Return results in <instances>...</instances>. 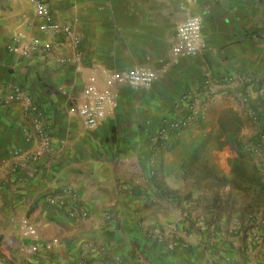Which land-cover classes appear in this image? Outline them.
Listing matches in <instances>:
<instances>
[{
	"label": "crops",
	"instance_id": "0c3cea01",
	"mask_svg": "<svg viewBox=\"0 0 264 264\" xmlns=\"http://www.w3.org/2000/svg\"><path fill=\"white\" fill-rule=\"evenodd\" d=\"M48 4L72 35L42 31L29 0H0V92L20 85L34 99L1 108L0 264H264V241L251 248L237 218L217 219L193 189L184 194L199 142L223 157L217 143L229 141L199 132L209 130L211 111H249L264 124V0ZM190 15L202 18L206 45L177 58V30ZM35 39L53 46L35 47ZM13 42L30 55L10 51ZM138 65L156 71L152 86L120 80ZM88 84L115 99L95 127L70 110ZM191 101L207 117L161 140L159 128ZM60 192L63 208L48 200ZM23 217L36 223L39 238L24 237ZM139 217L170 241L188 233L186 246L168 249Z\"/></svg>",
	"mask_w": 264,
	"mask_h": 264
},
{
	"label": "rangeland",
	"instance_id": "374dc122",
	"mask_svg": "<svg viewBox=\"0 0 264 264\" xmlns=\"http://www.w3.org/2000/svg\"><path fill=\"white\" fill-rule=\"evenodd\" d=\"M205 117L206 112L203 111L202 119ZM255 117L249 111L239 114L229 109L211 111L208 116L209 130L201 129L199 132L214 137L228 136L229 141L217 143L224 144V155L217 156L210 142H199V148L184 172L188 179H193L186 183L184 194L187 196V192L193 190L196 195L198 193V200L217 219L237 218L242 227L246 226L244 240L251 248L264 241V124ZM202 119L194 127H199ZM203 219L205 225L198 226L197 222ZM203 219L195 222L199 229L207 225V220ZM188 235H174L171 241L169 236H165V245L170 250L185 247Z\"/></svg>",
	"mask_w": 264,
	"mask_h": 264
},
{
	"label": "built area",
	"instance_id": "2783aa9c",
	"mask_svg": "<svg viewBox=\"0 0 264 264\" xmlns=\"http://www.w3.org/2000/svg\"><path fill=\"white\" fill-rule=\"evenodd\" d=\"M29 2L33 6L37 16L40 18L39 26L42 31L48 33L52 37H56L61 32H64L67 35L73 34L71 25L61 23L53 18L48 0H29ZM22 36L23 35L20 33L17 39H20ZM177 39V58L195 57L199 55L206 45L203 38L202 18L197 15L188 16L178 27ZM34 44L35 47L39 48L42 46L45 49H50L53 46V42L49 40L35 39ZM8 49L12 52L19 53L24 57L30 55V48L23 46L18 42L12 43ZM157 79L158 74L156 71L145 65L131 67L120 76L121 81L138 88L150 87L157 81ZM24 99L33 106V96L20 85H14L7 93L0 92V118L3 105ZM114 105L115 99L111 91L102 89L95 84H88L83 89L81 100L74 102L70 106V110L81 116L88 126L95 127L106 117L107 113L112 107H114ZM202 116L203 110L198 108L194 101H191L185 114L179 118L166 122L159 128V138L161 140H167L173 131L199 124ZM48 200L51 204L60 208L65 207L68 201L64 192L52 194ZM107 214H109V212H107ZM138 223L142 228H145V220L142 217L138 218ZM21 225L25 234L39 238L40 232L38 226L32 219L29 217H23ZM197 225L203 227L205 225L204 219L199 220ZM146 233L155 236L160 243H164L165 245L164 233L156 229H151L148 226L146 228Z\"/></svg>",
	"mask_w": 264,
	"mask_h": 264
}]
</instances>
